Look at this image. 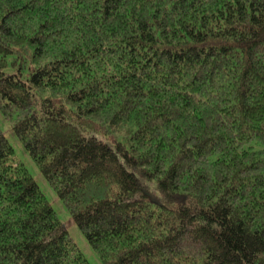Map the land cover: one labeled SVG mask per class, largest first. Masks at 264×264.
<instances>
[{
  "label": "trees",
  "instance_id": "1",
  "mask_svg": "<svg viewBox=\"0 0 264 264\" xmlns=\"http://www.w3.org/2000/svg\"><path fill=\"white\" fill-rule=\"evenodd\" d=\"M0 115L101 264H264V0H0ZM0 131V264H89Z\"/></svg>",
  "mask_w": 264,
  "mask_h": 264
},
{
  "label": "rangeland",
  "instance_id": "2",
  "mask_svg": "<svg viewBox=\"0 0 264 264\" xmlns=\"http://www.w3.org/2000/svg\"><path fill=\"white\" fill-rule=\"evenodd\" d=\"M0 131L7 139L8 143L13 148V156L14 160L17 162H21L27 171L32 176L34 182L40 189V191L44 194L46 200L51 205L53 210L56 212L57 219L61 226L67 231L68 235L74 241L78 249L84 255L86 260L89 264H101L98 260L96 254L92 251L91 247L87 243L86 239L80 232V230L76 227L74 222L69 217L67 211L65 210L64 206L58 199L56 193L53 189L46 183L40 172L38 171L37 167L30 159V157L23 151L20 143L11 133L10 127L8 123L2 118L0 115Z\"/></svg>",
  "mask_w": 264,
  "mask_h": 264
}]
</instances>
